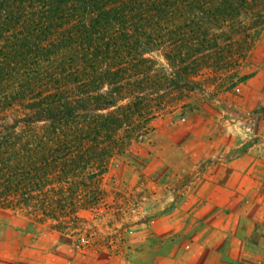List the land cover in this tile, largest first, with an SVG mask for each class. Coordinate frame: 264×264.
I'll list each match as a JSON object with an SVG mask.
<instances>
[{"label":"rangeland","instance_id":"1","mask_svg":"<svg viewBox=\"0 0 264 264\" xmlns=\"http://www.w3.org/2000/svg\"><path fill=\"white\" fill-rule=\"evenodd\" d=\"M8 1L0 0L3 14ZM39 2H31L26 16L43 11ZM244 5L242 14L225 25L239 31L258 22L257 26L262 25L244 57L231 67H204L195 77L197 87L186 90L165 85L164 76L170 70L160 51L145 54L150 62L144 64L143 71L150 69L151 74L142 85L146 90L137 111L148 117L146 130L136 133L142 126L139 117H134L128 123L130 133L120 127L112 140L106 139L108 144L102 141L109 146L104 155L85 139L88 160L75 172L57 173L56 168H50L46 177L40 179L39 174L35 182L18 176L10 169L13 165H2L16 162V157L25 159L34 142L40 141L32 138L39 126H43L39 133L50 127L47 120H36L12 97L4 98L13 83L10 75L0 79L3 141L21 139L13 148L0 151L3 262L9 258L17 264H131L129 249L136 251L148 241L156 244L162 243L161 237H172L171 232L155 239L149 235L158 217L175 212L186 222L182 223L185 229H176L174 234L186 237V242L201 226L208 227L211 264L214 257L219 264H264V0H247ZM59 47L56 39L52 50L60 54ZM54 57L56 61L60 56ZM48 69L46 65L37 67L42 74ZM126 102L120 101V105ZM9 129L13 134L8 140ZM190 132L195 134L192 141H188ZM160 133L171 141L168 148L161 147ZM204 135L211 142L208 148L200 140ZM55 137L61 141L57 135L41 140L44 143L39 145L46 147L43 151L58 144ZM145 181L154 186L144 187ZM32 182L38 184L40 193L34 192ZM191 183L199 190L209 186L205 205L187 199L159 210L147 196V192L160 195L162 191L188 197L186 189Z\"/></svg>","mask_w":264,"mask_h":264},{"label":"trees","instance_id":"2","mask_svg":"<svg viewBox=\"0 0 264 264\" xmlns=\"http://www.w3.org/2000/svg\"><path fill=\"white\" fill-rule=\"evenodd\" d=\"M245 1L41 0L43 11H35L37 16H26L30 1H8L7 12H0V79L10 75L13 87L4 98L12 97L36 120H47L50 130L39 133V126L32 138L40 141L28 156L2 165H13L10 169L18 176L38 182L39 174L42 179L53 168L64 174L83 168L88 160L85 139L104 155L109 149L106 139L112 140L120 127L130 133L128 123L136 116L142 126L136 133H143L148 117L139 116L137 108L151 74L150 69L143 71L150 62L145 54L157 50L166 58L167 87L195 89V77L204 67H231L252 46L262 27L259 22L240 31L225 26L242 14ZM54 39L60 54L52 50ZM54 55L60 57L55 61ZM42 65L49 66L45 74L37 70ZM100 110L107 112L97 115ZM44 133L61 139L55 137L58 144L48 152L39 145ZM6 134L9 140L13 132ZM5 139L0 131L1 152L21 140ZM32 183L36 193L40 188Z\"/></svg>","mask_w":264,"mask_h":264},{"label":"crops","instance_id":"3","mask_svg":"<svg viewBox=\"0 0 264 264\" xmlns=\"http://www.w3.org/2000/svg\"><path fill=\"white\" fill-rule=\"evenodd\" d=\"M190 133L191 134L188 135V141H192V138H194L195 136V134H192V132ZM159 135L161 137V141L159 142L161 147L166 146L168 148L171 141L168 140V137L165 134L160 133ZM200 140L203 144H205L206 148H208L209 144L211 143L207 135L202 136ZM213 141L214 139H212V142ZM216 143L218 142L216 141ZM187 144L189 143L187 142ZM165 163H168L167 158H165ZM206 184H208L207 181ZM142 185L147 188H151L152 185L154 186L153 183L151 184L147 181L143 182ZM194 185L195 184L191 183L186 189L188 197L186 195L183 197H176L173 192L172 193L174 196H170V194L167 195L162 191L160 192V195H158L157 191L155 193L147 192V196L155 200L154 204L159 206V210L164 209L165 205H168V203H174V205H176L181 202L180 200L186 201L187 199H195L194 203L205 205V199L207 200L205 192L209 189V186H202L199 190V188L195 187ZM197 215H199V212H197ZM199 220L203 221L202 216H199ZM183 221L186 222L185 218H181V215L175 212H172V214L170 215L165 213L162 216L158 217L155 222L156 228L152 229L149 237L155 235V239L157 235L163 236L162 234L166 235L170 232L173 233L172 237H161L163 240L162 243H157L156 241V244H150L148 241L145 243V245H143L142 249H139L138 247L136 251H134L133 249H129V252L132 253L130 258V260L132 261L131 264H211L209 257L210 247L207 242L208 227L205 226L204 228L203 226H201L202 230L196 232L195 235H193L191 241L189 240L188 242H186V237H178L180 236L179 233L177 235L174 234L176 229H185L184 224H182L184 223ZM174 235L177 237H175ZM2 249L3 248H1L0 246V264H17L14 261L13 263L10 262L9 258L7 259V262H3L4 254L2 253ZM149 252H151L152 255L149 254ZM213 264H219L218 260L215 257L213 258Z\"/></svg>","mask_w":264,"mask_h":264}]
</instances>
